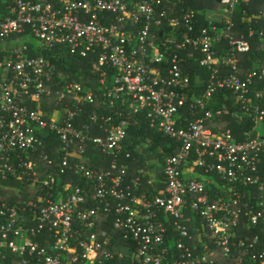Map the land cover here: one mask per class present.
<instances>
[{
    "label": "built area",
    "instance_id": "built-area-1",
    "mask_svg": "<svg viewBox=\"0 0 264 264\" xmlns=\"http://www.w3.org/2000/svg\"><path fill=\"white\" fill-rule=\"evenodd\" d=\"M249 3L0 0V188L20 197L0 191V264H264V40L249 66L233 33ZM133 127L170 139L134 176Z\"/></svg>",
    "mask_w": 264,
    "mask_h": 264
},
{
    "label": "trees",
    "instance_id": "trees-1",
    "mask_svg": "<svg viewBox=\"0 0 264 264\" xmlns=\"http://www.w3.org/2000/svg\"><path fill=\"white\" fill-rule=\"evenodd\" d=\"M205 1L210 5V7L213 5V0H201ZM193 3V2H192ZM194 6L196 4L193 3ZM264 6V0H250V3L247 5H243V8H246V13H243V11H236L234 14V21L236 27L234 28L233 33L236 36H241L242 34L248 38L253 45V49L250 52L243 53L241 54L242 60H244V63L246 65H253L254 59H257L260 57V50H259V45L262 40H264V35L261 34V31L264 30V19L261 16V10ZM242 7V6H241ZM199 17L201 18L202 21L205 22V16L203 14H198ZM79 63L82 64L80 65L79 68ZM76 67L73 69V75L81 81H85L88 79V68H86V64L77 60L75 62ZM189 68L191 71L192 75V81L194 84L198 83L199 76L203 75V77L207 76V69L202 67L198 62L195 61V59L189 58L185 62V66ZM70 69V68H68ZM198 89L201 92L203 90V84L200 82L198 85ZM184 113H188L189 109L186 107L182 110ZM230 126L233 128H238L239 126L235 122H231ZM142 137L139 138V131L137 130L136 127H133L130 131L129 134V150L132 153V157L130 159H126V161L129 162V167H130V175L134 176L137 166H143L145 163H149L150 161H157V162H162L164 160V157L166 155L167 151V144L170 142L169 138L164 137L161 133L153 131L152 129L147 128L145 131L141 132ZM140 133V134H141ZM150 136L152 140L147 142L146 137ZM50 142L52 145L56 146L58 143V137L55 134H50ZM148 143V147L145 148L144 144ZM137 145H142L144 148L143 151L137 150L136 147ZM159 147L163 148L164 152H161L159 150ZM89 156L91 159L89 160L90 163L93 162L94 165H99L103 164V166L107 167L108 166V159L104 157L102 153L96 150V153L90 152ZM149 166L151 164H148ZM13 183V181H8L7 183ZM15 184V183H13ZM19 184L16 182V185ZM151 190V187H150ZM0 191L3 194H8L11 195L10 197L12 202H19L20 197L12 195L14 194L13 191L6 190L0 188ZM263 228L261 227L260 229L258 228H248L246 229H237L239 235H242L241 232L248 231V233H255V232H261ZM216 263L215 264H220L219 261H222L221 259L215 258ZM236 258H228L225 262L226 263H234ZM116 263V262H115ZM6 264H20V259L18 257H15L13 255L9 256V259L7 260ZM117 264V263H116ZM240 264H253L251 260L249 259H244Z\"/></svg>",
    "mask_w": 264,
    "mask_h": 264
},
{
    "label": "rangeland",
    "instance_id": "rangeland-1",
    "mask_svg": "<svg viewBox=\"0 0 264 264\" xmlns=\"http://www.w3.org/2000/svg\"><path fill=\"white\" fill-rule=\"evenodd\" d=\"M214 5H216V6H217V5H218V3L214 1ZM156 166H159V165L157 164ZM159 167H160V166H159Z\"/></svg>",
    "mask_w": 264,
    "mask_h": 264
},
{
    "label": "water",
    "instance_id": "water-1",
    "mask_svg": "<svg viewBox=\"0 0 264 264\" xmlns=\"http://www.w3.org/2000/svg\"><path fill=\"white\" fill-rule=\"evenodd\" d=\"M169 29H171V27H170V26L166 28V30H169Z\"/></svg>",
    "mask_w": 264,
    "mask_h": 264
}]
</instances>
